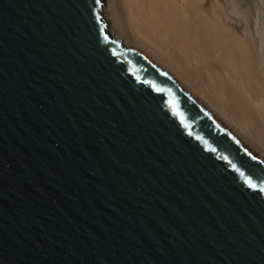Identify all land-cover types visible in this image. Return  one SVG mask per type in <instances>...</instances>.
<instances>
[{"label": "water", "instance_id": "1", "mask_svg": "<svg viewBox=\"0 0 264 264\" xmlns=\"http://www.w3.org/2000/svg\"><path fill=\"white\" fill-rule=\"evenodd\" d=\"M102 1L0 0V264H264V160Z\"/></svg>", "mask_w": 264, "mask_h": 264}, {"label": "bare ground", "instance_id": "2", "mask_svg": "<svg viewBox=\"0 0 264 264\" xmlns=\"http://www.w3.org/2000/svg\"><path fill=\"white\" fill-rule=\"evenodd\" d=\"M100 14L264 160V0H103Z\"/></svg>", "mask_w": 264, "mask_h": 264}, {"label": "snow or ice", "instance_id": "3", "mask_svg": "<svg viewBox=\"0 0 264 264\" xmlns=\"http://www.w3.org/2000/svg\"><path fill=\"white\" fill-rule=\"evenodd\" d=\"M253 187H255V185H252Z\"/></svg>", "mask_w": 264, "mask_h": 264}]
</instances>
